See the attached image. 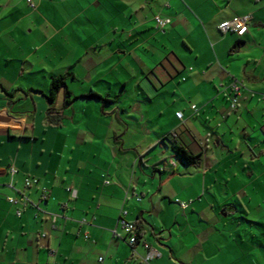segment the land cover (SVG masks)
<instances>
[{"label": "crops", "instance_id": "1", "mask_svg": "<svg viewBox=\"0 0 264 264\" xmlns=\"http://www.w3.org/2000/svg\"><path fill=\"white\" fill-rule=\"evenodd\" d=\"M30 1L0 0V264H264V0Z\"/></svg>", "mask_w": 264, "mask_h": 264}, {"label": "built area", "instance_id": "2", "mask_svg": "<svg viewBox=\"0 0 264 264\" xmlns=\"http://www.w3.org/2000/svg\"><path fill=\"white\" fill-rule=\"evenodd\" d=\"M29 6L31 8H33V4L31 3L30 0H27ZM250 20V16H242V17H233L229 20H225L222 21L218 24V30L221 33H234L236 36L240 37L242 36L248 28V21ZM168 22L167 19H162L159 17H155V24L156 27L161 28L163 25H165ZM231 91L233 92L230 100H229V108L231 110L236 109L237 107V95L239 93V87L236 84H232L230 86ZM191 109H195L194 106H191ZM176 118H178L179 120H181L182 118V114L181 112H176L175 113ZM168 165L170 167L174 166L173 162H169ZM16 172V169L14 168L13 165H10L9 167V174L10 176H13ZM37 183V180L35 178H25L24 179V187L28 188L31 185ZM105 184L108 183L107 181L104 182ZM69 193H70V198L74 199L76 197V191L72 190V189H68ZM132 196L135 198L136 201H140V196H138L137 194L132 193ZM40 198L42 200H46L47 198V192L42 189L41 190V195ZM8 203L16 206V211L15 214L17 216L21 215L22 209L23 207L27 206L28 204H30L28 198L25 195H21L18 199L15 198H7ZM174 202L181 208V209H185L189 204L190 201H180L178 199H175ZM127 215V211L126 210H121L120 211V216H119V223H120V227L122 229V231L125 234V242L128 244V246H130L131 248L140 241V238L142 236V232H140L138 226L136 225V222H132V221H127L125 219V216ZM55 220V217H52V221ZM142 246L144 248V255L143 256H138V259L140 261L141 264H147L149 261H151L154 258H158L160 256V253L154 248L151 247L149 244L143 242Z\"/></svg>", "mask_w": 264, "mask_h": 264}, {"label": "trees", "instance_id": "3", "mask_svg": "<svg viewBox=\"0 0 264 264\" xmlns=\"http://www.w3.org/2000/svg\"><path fill=\"white\" fill-rule=\"evenodd\" d=\"M60 91L64 92L63 105L64 106L69 105L72 102L73 98L70 97V92L66 88L65 76H63V75H58V76L52 77L50 79L49 92L45 96L46 101L48 102V106H49V108L47 110L48 121H53L52 119H56L58 117L57 115H53L55 112L53 109V105H54L56 98H57V95ZM8 96H10V95L8 94ZM81 97H88V98L94 97V98H98V99H101L103 101H106V99L101 98L99 95H97L96 93H93V92H90L89 94L83 95ZM173 151L176 153V155L179 157V159L185 164H194L196 162V157L194 155L190 154L184 147H182L180 145H174ZM136 225H137V223H136ZM140 232H141V230H140Z\"/></svg>", "mask_w": 264, "mask_h": 264}]
</instances>
